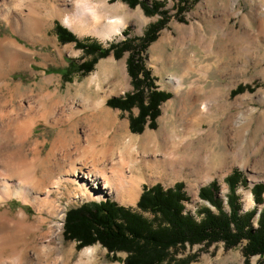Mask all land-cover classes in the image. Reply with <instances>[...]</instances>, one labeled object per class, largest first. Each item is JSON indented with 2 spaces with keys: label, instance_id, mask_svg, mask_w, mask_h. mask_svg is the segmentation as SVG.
Here are the masks:
<instances>
[{
  "label": "rangeland",
  "instance_id": "obj_1",
  "mask_svg": "<svg viewBox=\"0 0 264 264\" xmlns=\"http://www.w3.org/2000/svg\"><path fill=\"white\" fill-rule=\"evenodd\" d=\"M31 1L35 15L46 19L48 23L39 30L33 31L31 18L23 16L21 22L27 32L21 37L0 16V36L15 39L18 45L27 49L31 60L30 65L11 70L8 76L11 86L0 89V120L20 112L17 109L10 111V89L15 82L24 87L21 93L25 92V88H34L32 94L25 95V100L39 99L43 102L42 107L33 112V133L23 145L27 156H32L30 148L35 141L44 140L41 158H51L49 151L56 139L61 138L72 149L76 143L75 132L67 130L59 136V131L73 124L75 131L82 133L88 125L95 124L99 128V134L96 135L98 147L111 141L120 151L138 154L143 151L145 144L148 152L157 157L173 153L179 168L175 176H152L150 179L146 176L140 183L137 199L127 205L115 200L106 189L103 197L96 198H72L73 194L67 193L72 189L70 184L61 189L63 194L57 196L60 211L55 219L59 229L56 230L59 235L56 240L62 248H72L70 264H78L80 251L88 246H92L93 251L81 259L84 264H122L127 256L126 251L109 252L99 242L79 247L77 240L68 237L64 231L65 213L82 203L108 198L118 206L140 215L150 230L165 225L158 214L137 206L144 186L150 188L160 184L163 189H167L182 183L185 196L180 200L181 213L199 222L206 210L218 213L216 206L201 193L202 189L214 182L215 187L206 189L207 193L227 214L230 213L228 197L231 194L234 195L232 201L234 199L233 202L238 205V214L255 209L250 223L244 225L242 230L244 235L256 230L259 212L264 208V190L258 202H255L252 193L255 184L264 186V0H138L142 2L135 5L124 0H90L92 6H105L104 20L121 17L129 12L131 14L127 17L122 33L105 42L91 34L75 33L62 23L63 16L77 13L76 7H71L73 5L70 3L63 4L64 0ZM142 3L151 8L149 12L144 10ZM154 3L157 9H153ZM116 4L121 7L115 9ZM57 5L61 7L58 12L54 10ZM134 10L142 13V21L132 15ZM56 22L63 24L83 43H97L106 48L112 43L117 45L105 55H99L98 51L97 54L86 52L77 47L75 41L61 42L55 31ZM148 30V35H153L154 39L142 49ZM124 40L129 41L122 42ZM182 54L192 56L193 67L184 76L179 92H175L167 77L180 76L176 58ZM128 57L133 60V73L138 71L134 79L138 82L140 92L127 71ZM69 62L76 66L84 63L86 67L89 66V70L78 69L65 76L63 73ZM44 77H52L53 80H44ZM116 79L120 80L121 85L116 84ZM0 81L4 79L0 78ZM192 84H197L199 88L194 93L198 95V105L205 102L211 111L208 116L197 121L191 120L189 112L178 116L177 98L183 93L187 94ZM75 89L79 90V94L75 93ZM46 92L52 93L50 99L45 98ZM157 92L166 93L167 96L159 100ZM36 93H39L38 96ZM14 94L15 100L19 99L18 93ZM84 95L92 101L104 98L105 107L117 113L118 123H122V126L93 118L88 110L75 117H69V111L61 112L66 97L70 96L79 102ZM54 98L64 99L58 105L59 113L56 111L57 122L41 117ZM110 99L116 101L109 103ZM114 129L117 132L115 130L116 136L112 139ZM225 145L235 149L240 147L242 158H228L225 161L216 159L217 163L214 161L209 169L199 168L210 150H220ZM241 162L246 166H241ZM169 163L173 164L170 159ZM46 167L47 162L44 160L39 171ZM63 169L58 167L55 172ZM233 172L236 175L229 179ZM4 207L12 213L24 211L29 216L28 220L35 218L33 207L20 199L12 197ZM230 228L234 233L232 224ZM246 242V238H241L231 246H227L224 240L193 244L183 242L168 248L162 264H244L245 260L249 264H264V257L258 254L244 256Z\"/></svg>",
  "mask_w": 264,
  "mask_h": 264
},
{
  "label": "bare ground",
  "instance_id": "obj_2",
  "mask_svg": "<svg viewBox=\"0 0 264 264\" xmlns=\"http://www.w3.org/2000/svg\"><path fill=\"white\" fill-rule=\"evenodd\" d=\"M30 1L0 0V16L6 19L13 31L21 37L27 32L21 22V17L29 16L31 18L33 31L39 30L47 23L46 19L35 15L32 7L34 5H31ZM89 2L90 0H64L63 4L70 3L73 5L71 7H76L77 13L73 10L76 14L60 17L62 23L75 33L91 34L104 42L122 33L127 17L131 16L130 12L121 17L104 20L105 6L103 4H101L102 6H92ZM119 7H121L120 4L114 5L115 9ZM59 8L61 7L57 5L54 10L58 12ZM132 15L142 21L143 15L139 10H134ZM188 56L177 55L176 61L181 74L179 77H167V81L175 92H179L184 76L193 67L191 55ZM156 59L159 61L158 58ZM30 64L31 60L25 47L18 45L15 39L0 36V78L4 79V81H0V89L10 85L8 76L11 70ZM161 68L164 69V67ZM44 80L52 81L53 78L44 77ZM119 81V79L115 80L117 85H121ZM196 85H190L187 94L183 93L177 98L178 111L180 112L178 116L189 112L192 121L201 120L211 113L210 107L205 102L198 105V95H194L199 91ZM21 88H24L22 84L15 82L10 89L12 99L11 101L9 99L10 105H12L10 111L13 112L17 109L20 112L15 113V111L14 115L0 120V264H70L72 248H62L61 243L56 240L59 236L56 230L59 229L55 219L58 218L60 211L57 201L58 195L63 194L61 189L67 188L70 184L72 189L67 193L73 194L72 198L76 196L80 198L103 197L106 194L104 189H106L115 200L127 205L137 199L140 183L146 176L148 179L152 176H175L179 170L176 164L177 158L173 153L169 155L166 153L162 157L152 155L148 152L149 149L145 144L143 151L138 154L127 150L120 151L110 143L111 141L107 145L103 141L102 146L98 147L96 135L99 128L95 124L88 125L82 133H77L73 124L69 125V128L59 131V136L64 135L67 130L75 132L74 141L76 143L72 149L61 138L56 139L49 151L51 158H41L44 140L35 141L33 147L30 148L32 156L28 157L23 145L33 133V112L42 107L41 103L43 102L39 99L25 100V95L32 94L34 88H25L24 93H21ZM14 92L18 93L19 99L15 100ZM75 93L79 94V90L75 89ZM38 94L35 95L38 96ZM44 95L45 98L50 99L52 93L46 92ZM86 96L80 97L79 102L70 96L65 100L54 98L52 101L50 100V105L42 112L41 117L57 122L55 121L56 111H58L59 103L64 100L61 112L69 111V117H75L88 110L93 118L110 121L111 124L117 126L119 120L117 113H113L105 107L104 98L92 101ZM121 124L118 123V125ZM114 125L113 127H115ZM115 130L111 136L112 139L116 136L117 130L116 132ZM242 156L240 147L235 149L225 145L220 150L213 148L207 153L205 161L200 164L199 168L209 169L216 159L225 161L228 158L233 160L239 157L241 159ZM169 159L173 164L169 163ZM44 160L47 162V167L39 171ZM241 166L245 167L246 164L241 162ZM58 167L64 169L55 172ZM12 197L31 205L35 212V218L28 220L29 216L24 211L19 210L12 213L4 207ZM92 251V246L83 248L80 251L78 264H84L81 259L85 256L88 257Z\"/></svg>",
  "mask_w": 264,
  "mask_h": 264
},
{
  "label": "trees",
  "instance_id": "obj_3",
  "mask_svg": "<svg viewBox=\"0 0 264 264\" xmlns=\"http://www.w3.org/2000/svg\"><path fill=\"white\" fill-rule=\"evenodd\" d=\"M124 1L130 5L142 2L138 0ZM142 7L148 12L151 9L149 6H145L144 3H142ZM154 7L157 9L156 3L153 4V9ZM55 31L58 33V39L61 42L75 41L77 47L83 48L86 52H95L96 54L98 51L99 55H105L110 48L117 45L112 43L108 46L109 48H106L97 43H83L77 40L70 30L57 22ZM148 33L149 30L145 33L142 49L154 39L153 35L149 36ZM126 41L129 40L122 42ZM94 61L95 58L92 63ZM131 65H133V60L128 57L127 71L132 75L134 85L138 88V82L134 79L137 77L138 71L133 73ZM78 69L89 70V66L86 67L84 63L76 66L69 62V66L63 74L66 76L69 72ZM137 91L140 92L139 88ZM156 94L159 100H163L167 96L163 92H157ZM114 101L116 100L110 99L109 103ZM235 175L236 172H233L228 178L232 179ZM181 186L182 183H176L172 188L167 189H163L160 184H155L150 188L144 186L139 197L137 206L158 214L165 222L163 227L159 226L150 230L149 227H146L148 224L145 223L146 221L140 215L133 211L131 212L129 208L118 206L117 203L106 198L103 201L85 202L78 207L68 209L64 218V231L70 239L78 241L79 247L99 242L109 252L126 251L127 256L122 264H162L166 258L168 248L170 249L183 242L193 244L202 241L224 240L227 246H231L241 238L247 239L243 247L244 256L248 257L249 255L258 254L264 257V208L259 212L256 230L247 232L248 234H245V236L242 229L244 225L246 226L247 223H250L255 209H251L242 215L238 214V205H235L234 199L232 201L234 195L231 194L228 197L230 213L227 214L223 211L220 204L213 200L210 193H207L206 189L215 187L213 182L208 185V188L202 189L201 193L204 198L216 206L218 213L206 210L204 216L197 222L190 215L181 213L180 200L185 196L182 193ZM263 190L264 186L262 184L253 186L252 193L255 202L259 201L258 198L261 199ZM230 224L233 225L234 233L230 230ZM244 264L249 263L245 260ZM256 264L263 263L257 262Z\"/></svg>",
  "mask_w": 264,
  "mask_h": 264
},
{
  "label": "water",
  "instance_id": "obj_4",
  "mask_svg": "<svg viewBox=\"0 0 264 264\" xmlns=\"http://www.w3.org/2000/svg\"><path fill=\"white\" fill-rule=\"evenodd\" d=\"M63 25V24H62ZM64 26V25H63Z\"/></svg>",
  "mask_w": 264,
  "mask_h": 264
}]
</instances>
